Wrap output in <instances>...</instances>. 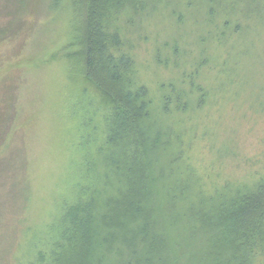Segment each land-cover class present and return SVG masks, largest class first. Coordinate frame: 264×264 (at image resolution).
Here are the masks:
<instances>
[{
    "label": "trees",
    "instance_id": "1",
    "mask_svg": "<svg viewBox=\"0 0 264 264\" xmlns=\"http://www.w3.org/2000/svg\"><path fill=\"white\" fill-rule=\"evenodd\" d=\"M66 1L53 0V8L65 5ZM69 3L76 14L82 60L80 77L84 81L81 89L85 107L77 144L81 157L79 176L72 184L76 193L73 200L62 201L57 224L49 226L45 240L38 239L33 244L34 250L43 245L42 264H264V172H259L253 183L220 173L222 160L235 151L228 145L219 148L221 121L214 117L227 110L232 114L229 118L242 125L252 120L250 114L256 120L260 115L264 117V46H256L253 52L252 46L259 39L250 40L251 33H255L252 18L260 17V24L264 21L259 13L261 3ZM147 14L174 19L182 28L190 21L203 31L205 24L208 31H203L202 41L212 38L228 43L232 37H238L239 45L227 50L228 55L217 71L229 78L221 77L207 89L198 84V66L188 76L183 70L182 80L163 83L158 94L152 92L144 77L145 67L137 62L134 53V28L143 24L134 18L143 21ZM5 31L0 26V37ZM190 33L197 35L192 29ZM157 34L155 37L160 36ZM142 38L151 39L145 34ZM203 49L201 53L206 55ZM171 50L180 57L177 43ZM161 55L160 48H156L155 62L169 66L168 58L163 61ZM174 65L180 68L178 60ZM188 79V88L177 84ZM244 87L251 93L242 97ZM3 89L0 177L6 175L4 170L11 164L7 161L15 158L14 153L5 158L3 150L8 147L17 112L16 95L6 87ZM92 89L95 97L89 91ZM157 122L159 126H154ZM187 131H193V137L202 141L211 138L208 152L219 158L202 181L192 178L201 175L194 176V166L188 165L184 157L185 148L191 146L185 142ZM174 143L177 149L172 152ZM262 162L264 168V159ZM102 167L108 170L103 178L108 181L101 187L98 177ZM112 186L115 188L111 189Z\"/></svg>",
    "mask_w": 264,
    "mask_h": 264
},
{
    "label": "rangeland",
    "instance_id": "2",
    "mask_svg": "<svg viewBox=\"0 0 264 264\" xmlns=\"http://www.w3.org/2000/svg\"><path fill=\"white\" fill-rule=\"evenodd\" d=\"M258 1L261 3L259 13L264 20V0ZM246 2L251 4L255 0ZM53 5V0H0V26L6 28L0 37V98L5 96L4 87L17 97L14 129L7 139L8 147L3 150L5 158L12 153L15 158L6 160L11 164L4 170L6 175L0 177V264L44 263L43 245L34 250L33 244L38 239L45 240L49 226L59 221L62 201H72L76 194L72 184L77 174L79 176L77 168L81 154L77 152V144L85 107L81 89L84 81L80 77V36H77L76 14L69 0L55 9ZM160 17L147 14L143 21L134 18L136 22H143V26L137 24L134 28V53L137 62L145 67L144 77L152 92L158 94L163 83L182 80L183 70L188 76L198 66V84L200 82L207 89L219 78H229L217 71L228 55L227 50L239 45L238 37H232L229 44L212 38L202 41L200 36L203 31H208L205 24L203 31L199 26L196 29L189 24L190 21L182 28L176 25V20ZM259 19L252 18L251 21L255 33H251L250 40L259 39L252 46L253 52L256 46H264V21L260 24ZM191 29L197 35L191 34ZM157 31L159 37H155ZM144 34L151 39L144 41ZM175 43L181 50L179 58L171 50ZM156 48H160L163 61L168 58L169 66L155 62ZM202 49L206 50V55L201 53ZM252 55L256 57L255 53ZM177 60L180 68L174 65ZM190 82L188 79L177 84L188 88ZM89 91L95 97L94 89ZM247 93L251 91L245 90L242 97ZM226 111L214 116L221 121L217 139L221 141L219 148L228 145L235 154L222 160L224 165L219 171L223 175H232L231 178L238 176L245 183H253L258 180L259 172H264L261 167L264 117L260 115L256 120L250 114L252 120L242 125L229 118L232 114ZM187 132L185 142L191 146L184 147V157L188 158V165L194 166V176L201 175L192 178H202V181L219 158L208 152L211 138L202 141L198 136L193 137V131ZM175 144L172 152L177 149ZM100 169L98 181L102 187L108 181L103 179L108 170ZM215 173V169L211 170V175ZM197 189L201 190L199 185Z\"/></svg>",
    "mask_w": 264,
    "mask_h": 264
}]
</instances>
